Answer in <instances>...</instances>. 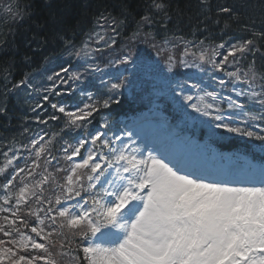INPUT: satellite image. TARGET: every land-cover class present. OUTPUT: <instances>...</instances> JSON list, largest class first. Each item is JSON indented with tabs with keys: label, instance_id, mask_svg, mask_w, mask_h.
Masks as SVG:
<instances>
[{
	"label": "snow or ice",
	"instance_id": "1",
	"mask_svg": "<svg viewBox=\"0 0 264 264\" xmlns=\"http://www.w3.org/2000/svg\"><path fill=\"white\" fill-rule=\"evenodd\" d=\"M199 3L203 39L169 27L167 0L126 39L104 9L50 84L5 78L32 100L27 142H0V264H264V164L213 163L232 137L264 151V18ZM137 86L147 114L113 119Z\"/></svg>",
	"mask_w": 264,
	"mask_h": 264
},
{
	"label": "trees",
	"instance_id": "2",
	"mask_svg": "<svg viewBox=\"0 0 264 264\" xmlns=\"http://www.w3.org/2000/svg\"><path fill=\"white\" fill-rule=\"evenodd\" d=\"M170 5L172 20L169 27L178 35L192 38L191 33L203 39L205 32L196 30V15L205 10L200 7L199 0H167ZM213 10L221 4H229L238 11L251 15L257 21L264 18L260 0H209ZM150 0H4L0 3V92L5 91V78L9 77L13 83L31 73L33 68H41L47 61H52L63 53L65 40L80 44L86 33L94 26L96 15L106 9L113 16L124 21L122 35L129 36L136 29L137 23L148 11ZM11 8V11H9ZM18 10V11H17ZM19 13L22 21L18 22L13 14ZM259 26V25H258ZM213 28V39L219 42L216 26ZM161 34H163L161 32ZM234 39H238L240 32H231ZM7 104L14 98L23 106L27 98L20 91L0 96ZM124 101V100H122ZM30 102V101H29ZM131 106L126 102L113 105L109 110L113 119L129 113ZM31 114V113H30ZM27 114L26 116H30ZM28 135V134H26ZM15 136L6 135L0 130V139L11 140ZM228 148H239L253 158L264 161V151L258 142H247L232 138L223 141ZM1 158V156H0Z\"/></svg>",
	"mask_w": 264,
	"mask_h": 264
},
{
	"label": "bare ground",
	"instance_id": "3",
	"mask_svg": "<svg viewBox=\"0 0 264 264\" xmlns=\"http://www.w3.org/2000/svg\"><path fill=\"white\" fill-rule=\"evenodd\" d=\"M196 16H200V15L197 14ZM16 19L18 20L20 19V17L16 16ZM62 45L64 47L61 46L60 50L66 48L65 43ZM10 78L11 77H9V81L12 82L11 80L12 78L11 79ZM15 92L20 93V90H17ZM15 92H11L10 95L13 96ZM0 101H4V100L0 97ZM27 114H30V112L28 111L27 104L21 106L16 102L14 98H10L9 109L7 110L6 115H0V130L2 131V133H5L6 135H11L13 137L15 136V139L19 145L22 142L25 143L26 135H22L21 133L23 127L29 126L28 120L25 118ZM0 142H3V140L0 139ZM2 147L3 145L2 143H0V148Z\"/></svg>",
	"mask_w": 264,
	"mask_h": 264
},
{
	"label": "rangeland",
	"instance_id": "4",
	"mask_svg": "<svg viewBox=\"0 0 264 264\" xmlns=\"http://www.w3.org/2000/svg\"><path fill=\"white\" fill-rule=\"evenodd\" d=\"M4 0H0V3L3 2ZM14 16H16V14H13ZM141 48H144L145 45L141 44L140 45ZM70 57V56H69ZM59 63H57V61H52V62H48L47 64H45L43 66V68H33L31 70V73L28 74L32 80V82H34L35 84L41 83L42 80H44V82L46 83L45 85L50 84V82L47 80V77L49 75H52L53 72L56 70V68L58 67ZM183 71V70H181ZM135 90H140V87L137 86L135 88ZM141 95L142 92L140 90ZM213 163H215L217 166L226 168V169H230L233 167H239V168H243L245 166L244 162L238 163L237 161H225L222 160V158H219V156L213 161ZM4 164V159H2V162L0 163V167H2ZM248 164V162L246 161V165ZM0 179H2V177H0Z\"/></svg>",
	"mask_w": 264,
	"mask_h": 264
}]
</instances>
